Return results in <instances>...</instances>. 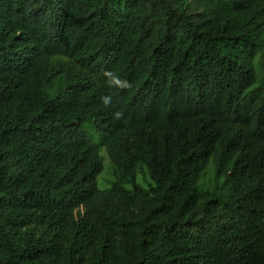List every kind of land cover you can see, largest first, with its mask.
Returning <instances> with one entry per match:
<instances>
[{"label": "trees", "instance_id": "1", "mask_svg": "<svg viewBox=\"0 0 264 264\" xmlns=\"http://www.w3.org/2000/svg\"><path fill=\"white\" fill-rule=\"evenodd\" d=\"M0 264H264V0H0Z\"/></svg>", "mask_w": 264, "mask_h": 264}, {"label": "rangeland", "instance_id": "2", "mask_svg": "<svg viewBox=\"0 0 264 264\" xmlns=\"http://www.w3.org/2000/svg\"><path fill=\"white\" fill-rule=\"evenodd\" d=\"M183 7L186 10H189L193 14H200L203 12V7L201 6H195L192 2L188 1L184 3ZM256 64V63H255ZM260 69L258 65L256 64V78L258 79L260 77ZM88 131L90 132L91 138L93 142L98 141V136L95 135V133L88 128ZM99 155L102 158V164H103V170L98 175L96 179V185L97 189L100 192L108 191L112 184L115 182V175L113 166L110 163L106 152L104 149H100ZM215 168L212 163V160L209 161L207 167L202 172L199 182H198V192L199 193H205V194H212V193H222L226 190V187L222 184V179L219 180L217 183H215ZM136 184L142 189V190H148L151 181L148 177V174L145 170V168L142 165H138L136 168ZM127 189H131L130 186H125Z\"/></svg>", "mask_w": 264, "mask_h": 264}, {"label": "clouds", "instance_id": "3", "mask_svg": "<svg viewBox=\"0 0 264 264\" xmlns=\"http://www.w3.org/2000/svg\"><path fill=\"white\" fill-rule=\"evenodd\" d=\"M112 82L119 86V87H127L128 84H127V81H124V80H121L119 77L117 76H113L112 77ZM105 103H107V98L105 99Z\"/></svg>", "mask_w": 264, "mask_h": 264}]
</instances>
